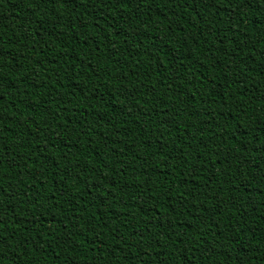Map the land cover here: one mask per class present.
I'll return each mask as SVG.
<instances>
[{"label": "trees", "instance_id": "obj_1", "mask_svg": "<svg viewBox=\"0 0 264 264\" xmlns=\"http://www.w3.org/2000/svg\"><path fill=\"white\" fill-rule=\"evenodd\" d=\"M0 264H264V0H0Z\"/></svg>", "mask_w": 264, "mask_h": 264}]
</instances>
